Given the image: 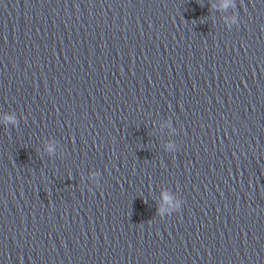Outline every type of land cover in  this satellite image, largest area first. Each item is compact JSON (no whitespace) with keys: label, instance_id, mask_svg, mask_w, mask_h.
Segmentation results:
<instances>
[{"label":"clouds","instance_id":"9594fccd","mask_svg":"<svg viewBox=\"0 0 264 264\" xmlns=\"http://www.w3.org/2000/svg\"><path fill=\"white\" fill-rule=\"evenodd\" d=\"M227 6V3L225 4V7ZM235 22V21H233ZM4 120L6 123H9V124H15L16 122V117L13 115V114H8L6 113L5 116H4ZM173 145H169V148H172ZM54 146L53 145H48V151L49 152H54ZM163 200L165 202V204L169 205V207L167 208H160L159 209V212L161 213V217L163 218V213L164 212H169V213H173V212H176L178 210H180L181 208V205H182V200L181 199H173L171 196H169L167 193L164 194L163 196Z\"/></svg>","mask_w":264,"mask_h":264}]
</instances>
